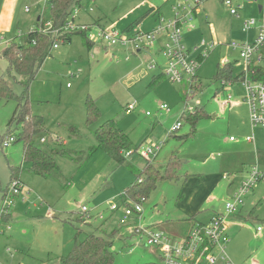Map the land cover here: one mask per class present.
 Wrapping results in <instances>:
<instances>
[{
  "label": "rangeland",
  "instance_id": "1",
  "mask_svg": "<svg viewBox=\"0 0 264 264\" xmlns=\"http://www.w3.org/2000/svg\"><path fill=\"white\" fill-rule=\"evenodd\" d=\"M38 1L29 3L30 12L24 11L26 2L21 1L11 41L17 42L20 35L36 29L39 15L49 17V9L43 12V4ZM173 3L174 0H80L74 21L91 27V47H86L80 34H73L70 41L51 49L28 89L31 111L43 117V134L48 143L73 152L69 157H56L59 172L48 177L31 173L22 159L21 140L2 147L5 137L17 138L20 128L15 123L9 126L16 102L0 99V209L5 194L10 195L12 169L21 168L18 180L23 185L18 195L11 196V207L0 211V264H60L75 243L92 233L103 235L110 243L113 264H162L159 250L132 233L134 216H124L123 193L134 182L132 171L103 150L92 149L97 145L94 130L108 119L114 120L137 147L127 151L131 152L128 156L122 152L136 169L149 161L164 173L170 164L171 178L157 182L141 203L139 223L144 227L180 237L190 220L181 202L183 193L179 195L188 186L186 176L196 177L200 184L210 183L213 174L225 176L207 195L200 213L205 215L213 209L222 212L230 196V184L244 178L256 165L257 150H264V125L252 127L249 123L239 82L230 90H222V78L215 77L223 57L237 60L232 73L240 76L243 68L237 52L223 45L211 52L197 70L200 90L190 94L186 84L172 83L166 76L156 84L150 83L152 76L165 68L162 54L153 53L157 45L135 53L128 48L106 46L96 37L97 25L102 29L114 27L129 37L138 31L148 32L156 27L158 17L173 16ZM257 6V2L245 3L236 18L219 0H204L194 14L195 27L183 28L182 42L190 48L199 46L202 40L248 41L253 33L243 31L242 22L261 18ZM0 37L1 52L8 37ZM152 60L160 67L149 69L147 65ZM0 77L16 94L23 92L17 76L7 72V61L1 55ZM227 93L239 102L229 111H221L219 102ZM181 94H187L188 99L182 101ZM87 96L99 111L90 124L85 121ZM132 103L133 108L127 110ZM160 104H166L169 111L159 109ZM197 107H203L209 117L196 122L194 133L183 137L190 130L183 123L168 137L182 111ZM246 135H252L251 142L245 141ZM155 144L161 148L154 159L139 155L141 147ZM194 218L198 219L196 214ZM166 221L172 222V230L159 226ZM226 225V253L234 264H264V181L250 189Z\"/></svg>",
  "mask_w": 264,
  "mask_h": 264
},
{
  "label": "built area",
  "instance_id": "2",
  "mask_svg": "<svg viewBox=\"0 0 264 264\" xmlns=\"http://www.w3.org/2000/svg\"><path fill=\"white\" fill-rule=\"evenodd\" d=\"M33 0H25L24 11L30 12V2ZM204 0H174L172 5L173 16L170 19L158 17L156 27L148 32L138 31L129 37L120 33L114 27L102 29L99 25L96 37L103 40L106 46L121 47L131 49L132 52H138L142 49H152L157 45L158 53H161L165 58V68L162 70L172 83H184L188 86L190 94L192 92V85L197 77V70L202 65L205 58L217 47L223 45L233 52H237L238 61L242 65V72L238 80H224L220 81L222 90H230V88L237 82L243 87L244 96L242 101L247 106L248 120L252 127L264 125V79H256L258 74L257 69H264V0H219L229 10V13L236 18H239L238 13L244 7V4L253 1L258 3V11L261 13V19L247 18L242 22V29L245 32L255 30L254 37L248 41L228 40L222 42L211 41L206 43L204 40L200 41L199 46L186 47L182 42L183 28H194V14L199 11V7ZM51 0H39L38 4H43V12L49 9ZM75 8L64 25L53 28L51 21L44 14L37 17L38 22L46 19L45 22L37 26L38 30L43 33L53 34L55 37L62 36L65 33L82 31L85 32L89 40L92 41L93 35L91 27L87 24H80L74 21L77 14ZM93 26V25H91ZM61 41H55L51 45V49L58 48ZM128 59V56L125 57ZM237 60H229L226 57L221 59L222 66L234 65ZM151 70L160 67V64L154 60L147 65ZM233 75V74H232ZM234 76V75H233ZM235 77V76H234ZM235 101L230 93H227L219 102L221 110L231 109L234 107ZM133 108V103L128 104L127 110ZM159 109L165 112L169 111L166 104H160ZM187 110V109H185ZM191 111V109L187 110ZM193 112V111H191ZM180 122L177 121L173 126L172 131L179 129ZM246 139H250L247 137ZM15 141V137L9 135L2 141V147H7L11 142ZM43 141V139H41ZM161 146L155 144L152 147L143 146L139 155L145 159H154L160 150ZM130 152L126 153L128 156ZM225 177V176H224ZM142 178H139V182ZM264 181V170L259 168L256 164L251 167L248 174L242 178L230 198L224 203L222 212L214 214L208 222L195 223L188 231L180 237L170 235L160 230H154L148 227L141 226L139 221L142 218V202L144 198L135 201L129 197L124 190L125 204L124 216H134L136 224L132 228V233L139 234L144 238V242L155 247L161 253L160 260L162 264H234L226 253V246L229 242L227 234L226 220L234 214L243 204L244 196L250 189L258 182ZM23 189V185L18 179L11 181L8 189L9 194H5L2 201L1 213L5 212L12 205L11 196L18 195ZM134 202L133 206L129 202ZM111 209L114 206L110 207ZM82 212L89 218L87 209L82 207ZM101 218V216H100ZM257 230H260L257 227Z\"/></svg>",
  "mask_w": 264,
  "mask_h": 264
},
{
  "label": "trees",
  "instance_id": "3",
  "mask_svg": "<svg viewBox=\"0 0 264 264\" xmlns=\"http://www.w3.org/2000/svg\"><path fill=\"white\" fill-rule=\"evenodd\" d=\"M80 6V0H51L48 19L51 21L52 27L58 28L64 25L72 11L75 8L79 9ZM45 20L43 19L41 22L37 20V26H40L41 23L43 24ZM73 34H80L84 38L86 47L88 49L91 47V40H89L85 32L76 31L55 37L53 34L43 33L36 28L20 35L19 41H10L0 52V55L7 61V72L9 75L13 76L15 74L17 76V83L23 86V92L16 94L9 87L6 80L0 77V99H12L16 102V108L9 121V126L12 123L19 126L20 131L17 138L15 137V140L22 141V159L28 164L27 169L40 177H48L59 172L56 157H69L71 155L70 153L73 152L48 143L43 134V117L31 111L28 89L43 61L50 55L52 43L55 41H61L62 43L70 41ZM232 70V64L217 68L215 77L216 79L238 80V76L234 77L232 75ZM257 72L258 74L254 78L264 79V69L259 68ZM162 76H164L162 72L158 75H153L150 83L156 84ZM200 86L201 82L197 76L192 85V92L199 91ZM180 98L182 101H186L188 95L181 94ZM84 103L86 107L85 121L86 124H90L98 117L99 111L90 96L86 97ZM202 117H209L203 107H197L193 112L187 110L182 111L178 118L180 122L179 128L182 127L183 123H187L190 127L189 132L183 137L190 136L194 133L196 122ZM71 130L73 131L74 128H71ZM174 132L171 131L168 137L173 136ZM93 133L97 145L92 147V149L103 150L112 159L125 165L132 171L134 182L126 187L125 192L133 200L139 201L140 198L146 200L149 192L155 189L157 182L165 178H171L170 164L166 168V171L161 173L149 161H147L143 168L136 169L123 157L122 152L136 150L137 147L133 146L129 136L117 127L114 120L108 119L102 122ZM56 141L58 142V140ZM256 164L259 168H264V150H257ZM19 170H21L19 167L12 169V180L18 179ZM139 178H142L140 182L138 181ZM113 263L114 255L110 249V243L106 241L103 235L93 233L87 235L83 241L75 243L69 254L62 257L60 261V264Z\"/></svg>",
  "mask_w": 264,
  "mask_h": 264
},
{
  "label": "crops",
  "instance_id": "4",
  "mask_svg": "<svg viewBox=\"0 0 264 264\" xmlns=\"http://www.w3.org/2000/svg\"><path fill=\"white\" fill-rule=\"evenodd\" d=\"M21 1H24V3H25V0H0V34H3L6 37H8L7 44L11 41V38H12L11 37L12 33H13L12 30H13V28L15 26V22H16L15 19H16V15H17V12H18V8H20L22 6ZM257 8H258V6H257ZM258 19H261V18H258ZM252 33H253V35H252V38H253L254 34H255V30H252ZM3 35H0V36H3ZM0 38L2 39V37H0ZM153 53L157 54L158 53V48ZM219 109L221 110L220 106H219ZM226 110L229 111L230 109H224V110H221V111H226ZM247 137H250V139H246ZM252 138H253L252 135H246L244 139L247 142H251ZM239 143H241V141H239ZM262 170H264V168H262ZM242 178L243 177L239 178L238 181L235 180V184L234 183L230 184V196H231L233 190L235 189V187L237 186V184L239 183V181ZM222 179H225L224 175H216V174L215 175L213 174L211 176L210 183H206V184L198 183V181H195V180H197V178L196 177H192V175L189 176L186 179L187 184L185 186H187V185L188 186L186 188L183 187L182 191L179 193V195H181L183 193L184 197L182 198L181 202H182V204H184V210L189 212V214H190V220L187 222V228L185 229L184 233L187 230H189L192 227V225H194L195 223L208 222L209 219L214 214L220 212V209H217V210L213 209L208 214H205V215H203V214L201 215L200 214L201 212L204 211V209L202 208V205H203L207 195L211 193V189L215 185L220 184V181ZM230 196H229V198H230ZM185 214H187V213H185ZM195 214H196V217L198 219L194 218ZM159 226L163 227V229H165V230H172L173 229V224H172V222L170 223L169 221H166V222L162 223ZM226 227H227V225H226ZM184 233H182V235Z\"/></svg>",
  "mask_w": 264,
  "mask_h": 264
}]
</instances>
